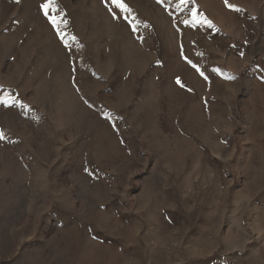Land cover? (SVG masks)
Segmentation results:
<instances>
[{"label": "rangeland", "instance_id": "1", "mask_svg": "<svg viewBox=\"0 0 264 264\" xmlns=\"http://www.w3.org/2000/svg\"><path fill=\"white\" fill-rule=\"evenodd\" d=\"M47 2L0 0V264H264V0Z\"/></svg>", "mask_w": 264, "mask_h": 264}, {"label": "snow or ice", "instance_id": "2", "mask_svg": "<svg viewBox=\"0 0 264 264\" xmlns=\"http://www.w3.org/2000/svg\"><path fill=\"white\" fill-rule=\"evenodd\" d=\"M17 2H19V0H17ZM182 2H187V0H182ZM226 2H227V0H226ZM52 3H53V0H49V2H47V3H45V4L42 5V8L45 10V15H48V10L50 9V6H51ZM116 3H117V6H118V7L124 9L125 11H128L127 6H126L125 4H123V3L121 2V0H116ZM50 20H51V22H52L54 25L57 23L55 17H50ZM209 24H210V26H211V23H210V22H209ZM177 83L179 84L180 81L177 80ZM2 135H3V134L0 133V137H2Z\"/></svg>", "mask_w": 264, "mask_h": 264}]
</instances>
